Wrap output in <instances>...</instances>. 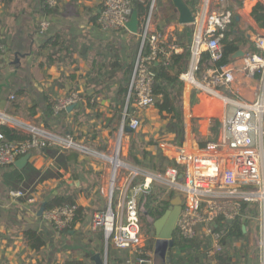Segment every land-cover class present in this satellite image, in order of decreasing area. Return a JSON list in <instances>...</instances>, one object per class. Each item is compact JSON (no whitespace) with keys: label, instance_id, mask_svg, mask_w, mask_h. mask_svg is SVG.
Wrapping results in <instances>:
<instances>
[{"label":"built area","instance_id":"built-area-1","mask_svg":"<svg viewBox=\"0 0 264 264\" xmlns=\"http://www.w3.org/2000/svg\"><path fill=\"white\" fill-rule=\"evenodd\" d=\"M193 13V33L188 46V65L179 76L185 87L213 95L224 89L233 96L238 90L233 86L241 74L257 84V96L253 101L233 106L220 120L217 139L207 142L203 149L191 154L180 152L174 165L163 172H147L127 161L124 148L118 142L111 154H101L110 163V180L106 196L108 205L102 212L93 215L90 228L103 232L106 248L133 252V264H154L148 251H143L144 237L141 233L138 209L139 197L147 194L153 182H163L180 193L182 209L176 228L187 239L196 235L207 237L211 246L207 252L214 257L221 250L222 230H215V221L243 217L250 205L256 204L261 234L262 264H264V31L257 30L250 38L254 51L243 50L240 64L234 60L220 67L215 64L223 57L224 29L230 24L236 0H198ZM241 8H252L264 0H239ZM50 6L58 0H46ZM132 0H103L98 23L103 31H126L132 13ZM155 0H149V8L139 25V48L129 81L120 132L124 127L132 131L140 129L142 121L136 114L156 105L152 91L154 72L152 64L158 61L159 53L168 58L181 48L168 41L166 32L155 27L152 11ZM48 21L39 23L40 34L48 28ZM147 47L145 51L143 48ZM144 50V51H143ZM207 52L211 68L200 74V60ZM13 97V96H11ZM81 101L79 93L72 91L57 98L55 112H64ZM129 108V109H128ZM13 128L24 129L28 138L21 142L8 141L0 132V166L6 167L33 149H44L58 144L63 149L75 146L70 138H60L43 129L7 119ZM82 151L86 149L80 148ZM181 166V170L177 167ZM182 177L179 179L178 175ZM32 188V187H31ZM23 187L9 191L13 199L25 198L34 202L35 196ZM75 205H60L42 212L41 217L54 231L60 232L70 226L75 217ZM136 255V256H135Z\"/></svg>","mask_w":264,"mask_h":264},{"label":"crops","instance_id":"crops-1","mask_svg":"<svg viewBox=\"0 0 264 264\" xmlns=\"http://www.w3.org/2000/svg\"><path fill=\"white\" fill-rule=\"evenodd\" d=\"M102 1L60 0L55 12L50 16L42 14L39 0H12L9 4L0 2V126L5 125L13 128L6 120H18L60 138H70L75 144L72 149L79 153L77 160L79 165L75 169L78 179L70 177V171L55 168L54 158L58 153L67 150L58 144H51L44 149H33L27 163L22 168H18L14 164L6 167L0 166V264H56L66 258L83 259L91 264L84 254L93 251V247L98 244L97 242L90 243L86 237L82 238L79 247L83 252L81 255L75 253L68 257L66 253L63 255L60 253L61 248L72 247L71 239H73L76 230L84 225L77 223L74 230H71L68 235L54 231L52 226L37 214L44 201L41 198V192L44 188L51 190L55 187L53 194L55 195L66 187V192L74 193L77 204L86 208V211L91 214V219L95 213L104 211L107 206L100 202L101 197L96 189L100 181L98 179L91 181L88 175L90 172L87 167L93 165L92 162L87 163L88 155L100 146L97 139L103 135V130L108 126L115 129L120 128L121 120L109 122L113 114L109 99L98 100L97 109L103 113L101 117H97L93 113L95 110L88 108L85 104L84 75L89 69L91 55L86 56L85 60L75 52L72 54L73 61L70 63L48 65V63L41 64V62L42 57L49 50H38V48L46 37L56 32L74 37L88 32L95 39L109 40L120 44V38L124 36L128 38L132 33L103 31L95 28L90 22L91 17L99 11ZM236 3L233 10L237 14L238 28L246 36L241 44L245 43L246 47H250L252 46L250 42L252 33L257 30L264 31V29L258 27L250 16L252 8H241L239 0H236ZM42 20H47L49 23L45 34H40L37 30L39 21ZM183 26L177 23L174 26H167V29L174 27V30L180 31ZM249 28L250 30H248ZM240 60L239 57L234 59V62H240ZM251 83L253 85L250 87ZM182 86L178 102L174 101V111L172 109L164 110L163 114L165 115L157 116L159 118L156 117L155 125L149 120L148 124H153L152 127L142 131L151 137L143 133L138 135L140 136L139 140L144 138L151 141V143H147L148 147L145 150H152V152L155 149L159 150V156L166 159H170L167 151L172 152L174 141H180L179 145L185 147L186 141L189 140V145L194 148L192 153L203 149L207 142L215 141L219 135L220 120L223 115L233 106L253 101L257 96L256 82L241 74L237 75L236 81L233 83V86L238 90L237 96L231 95L224 89H219L215 94L209 95ZM72 91L81 96V101L78 103L81 113L76 119L74 107L64 112H48L46 97L51 101H56L58 97ZM210 100L213 103L210 104ZM13 101L19 104V107H12ZM219 102H222V108H220ZM153 107L136 112L141 121L143 114L149 115L151 113L149 110ZM221 111L222 115H219ZM104 120L108 121L107 125L104 124ZM170 121H173L177 126L174 128L176 131L168 130ZM17 130L27 134L24 129L17 128ZM188 131H193V135H200V138H193V136L190 138ZM124 134L129 137L128 134ZM94 146H96L95 149ZM81 147L86 150L82 151ZM96 154L100 155L101 153ZM171 160L174 161V158ZM82 163L86 165L81 167ZM15 168L19 170L25 168L21 172L24 177L22 181H17L12 175ZM108 171L107 176L110 173V166ZM22 186L35 187L32 193L35 196L34 202L30 203L25 198L13 199L9 195L12 188ZM94 189L96 191H93ZM256 211L251 215L247 211L242 217L243 220L249 219L247 229L250 234L253 230L251 224L254 223L252 219L256 218L258 214ZM89 226L86 228L89 229ZM27 229L42 233L46 245L41 249V252L34 251L28 246L23 235ZM94 254L90 257L92 261H95ZM51 257L53 261H50Z\"/></svg>","mask_w":264,"mask_h":264},{"label":"trees","instance_id":"trees-1","mask_svg":"<svg viewBox=\"0 0 264 264\" xmlns=\"http://www.w3.org/2000/svg\"><path fill=\"white\" fill-rule=\"evenodd\" d=\"M12 0H0L4 4H9ZM60 0H58L59 3ZM190 7L193 13L198 8V0H184ZM57 5L50 6L46 0H39V8L42 14L50 16L55 12ZM132 10H136L139 19V25L143 22L149 8V0H132ZM173 4L171 0H155L152 17L155 22V27L164 32L167 26L177 24L176 13H173ZM101 9V7H100ZM99 9V11H100ZM159 9L163 12L160 13ZM95 14L91 17L90 22L95 28H100L98 23V15ZM250 16L255 21L256 25L264 29V4L256 3L250 12ZM40 23V21H39ZM39 30V26L37 28ZM108 32L124 33L128 32L124 29L121 30H107ZM46 31L42 34H45ZM193 33L192 25H184L180 31L174 30V43L181 48L180 52H172L168 58H165L162 53H159L158 61H155L151 69L154 72V78L152 83V91L156 99V105H169L172 104V111H174V101L178 100L182 91V81L179 76L184 72L188 65L189 50L188 46L191 41ZM224 37L222 39L223 44V57L219 60L215 66L220 67L222 65L232 62L231 55L236 52L239 48H246L245 50L254 51V47H246L243 40L246 39L245 33L238 28L237 14L234 13L230 24L223 31ZM168 38V41H171ZM139 37L136 34H130L127 38L126 45L121 46L117 42L109 40L95 39L91 33H83L76 37L65 35L60 32L46 37L45 41L39 46L38 50L48 49V53L42 58L41 64H61L65 65L73 61L72 54L77 52L79 57H83L85 60L86 56L91 55L90 66L86 71L84 78L86 83V94L84 95L85 104L88 108L95 110L93 113L97 117L102 116V112L97 109L99 99H109L112 105L113 114L109 119V122L114 120L120 121L123 117L124 104L128 93V86L136 54L139 48ZM56 48V49H55ZM145 51L147 47L143 48ZM143 50V51H144ZM212 65L209 62V56L207 52L202 54L200 60V74H202ZM14 102V101H13ZM48 112L54 111L56 101H51L46 97ZM169 103V104H168ZM12 107L17 108L19 104L16 102L11 104ZM78 104L74 106L75 119L80 115L81 110ZM129 109V108H128ZM91 116V115H90ZM0 132L3 133L4 137L8 141L21 142L28 138L27 134L22 133L17 128H11L5 125L0 126ZM124 133L129 135V154L128 157L134 163V165L141 166L142 159L145 160L147 153L141 146H139V138L135 136L134 131H125ZM138 140V141H137ZM78 151L72 148L67 149L64 152L58 153L54 158V166L57 170L64 169L70 171L73 179H78L76 175V166L78 163ZM139 155L141 157H139ZM170 165H174V161L171 159H164ZM86 164L82 163L81 167ZM27 167V166H26ZM25 167V168H26ZM156 167V166H155ZM179 170L181 166L177 165ZM24 169L19 170L15 168L12 171V175L17 181L23 180ZM166 169L165 166L158 168L159 171L163 172ZM70 189V187H67ZM158 189L156 193L155 188L151 187L147 194H143L138 200L139 216H145L151 219L147 227V233L154 235V228L152 222L160 217L164 211L170 205V200L174 196V191L170 190L167 192L166 197L162 198L165 191ZM44 206V210L51 209L60 205H75V217L71 222L70 226L60 231V234H69L71 230H74V226L77 223L86 225L91 220V214L86 211V208L80 206L76 202V197L73 192H66V187L62 188L60 192L51 196L48 199H44L41 206ZM253 209L257 210V205L252 204ZM251 208V207H250ZM250 208L247 211H250ZM247 211H244L247 212ZM255 214V211H254ZM87 220V221H86ZM215 230H222L223 234L220 239L221 250L215 254L214 257H209L207 252L210 249L211 243L207 237L196 235L193 238L187 239L182 237L177 228L173 232L172 239L169 241L168 248L170 249L171 255L169 257L170 264H243L242 261L236 262L233 257H237L236 254L232 253L231 249L237 251L236 244H241V257H245V249L248 247V241L250 233L247 229L249 225V219H242L241 217L234 218L230 222L217 218L215 221ZM243 226L245 230L243 231ZM24 239L28 246L37 252H41V249L46 245L43 239V235L39 231L27 229L23 233ZM86 238L90 243L97 242V246L93 247V251L85 253L84 256L91 264H96L95 261L90 260L92 254L97 252L101 254L103 251V232L99 230H93L87 233ZM151 249V246H147ZM166 247L163 248L161 254L155 255L154 257L161 258L158 261H153L154 264H160L164 262ZM127 251L115 249L108 246L106 252V264H127L126 258ZM46 255V254H45ZM50 261H53L52 257ZM56 264H88L85 260L66 258L61 263Z\"/></svg>","mask_w":264,"mask_h":264},{"label":"rangeland","instance_id":"rangeland-1","mask_svg":"<svg viewBox=\"0 0 264 264\" xmlns=\"http://www.w3.org/2000/svg\"><path fill=\"white\" fill-rule=\"evenodd\" d=\"M237 3L235 1V5L236 6ZM236 10V9H235ZM160 13H162L163 11L161 9H159ZM173 13H174V8H173ZM174 26V24H172ZM167 27L165 28V32L167 34V38H171L172 40L174 39V27L171 28V29H167ZM250 30V28L248 29ZM120 45L123 46V45H126V42H127V37L124 36L123 38H120ZM237 64H240V62H236ZM183 85V84H182ZM253 85V83H251L250 87ZM183 88V86H182ZM182 92V91H181ZM175 102H178V100H176ZM174 102V103H175ZM213 103V101L210 100V104ZM180 104V103H179ZM220 104V108H222V102H219ZM168 110L170 111L172 109V107L170 105L166 106V105H155L152 109L149 110V115L148 114H143V117H142V125H141V128L138 132H135L133 134H135L136 137H138L140 139V135L141 133H143L142 131L144 129H147L149 127H152L151 125H155V121H157L156 119L159 118L161 115H165L163 114L164 113V110ZM167 113V112H166ZM142 115V114H140ZM219 115H222V111ZM159 116V117H157ZM157 117V118H156ZM149 120L153 123V124H148L149 123ZM171 120V119H170ZM108 121L107 120H104V124L107 125ZM177 126L174 124L173 121H170L169 124H168V130H171V131H176V128ZM190 132L189 133V137L192 138H200V135L198 136L197 135H193V131H188ZM143 134H146V133H143ZM142 134V135H143ZM147 136L151 137L150 135L146 134ZM148 139V138H147ZM188 139V138H187ZM98 140V144L100 146V148H96V150H92L94 152L90 153L88 155V162L87 163H90L92 162L93 165L91 166H86L87 167V170H89L90 173H88L89 175V178L91 179V181H94L95 179H98L100 181L99 185H98V188L97 191L100 195V202L106 204H108V199L106 198V189H108V185H109V180H110V173L109 175L107 176L108 174V168L110 166V163L104 158V157H101L100 155L101 154H106V155H110L112 152H111V149L114 147L117 146L118 142L120 143V145H122V147L124 148L123 152L126 153V158H127V161L130 162L131 160L129 159L128 157V154H129V146H130V143H129V137L127 135L124 134V130L123 132L121 133L120 132V128H114V127H111V126H108L107 129H104L103 130V135H100L99 136V139ZM138 141V140H137ZM186 141V140H185ZM201 141V140H200ZM199 141V142H200ZM199 142H198V145H199ZM139 143V146H141V150L143 149L144 151H146L147 153V156H146V159L143 160L142 159V164L141 168L145 169L146 171L148 172H161L158 170L159 167L161 166H165L166 168L168 167H171L172 165L168 164L166 162V158H162L161 156H159V150L157 151L156 149L154 150V152H152V150L148 151V150H145L146 147H148V144L147 143H151V141L149 140H146L144 138H142L141 140H139L137 142V144ZM184 143V142H183ZM180 141H174V148L172 149V152L170 151H167L169 154V158L172 159L174 158V161H175V156L180 153V152H186L188 155L192 153V148L191 145H189V140L186 141V146L185 147H182ZM96 146H94V149H95ZM101 153L100 155H97L96 153ZM139 157H141L139 155ZM132 162V161H131ZM156 166V167H155ZM107 178H108V181H107ZM107 182V183H106ZM107 188H106V187ZM153 186V189L155 188L156 190V193H158V189H159V192L160 190H164L165 193L164 195H162V198L166 197V194L168 191H170L168 185H166L165 183L163 182H153V184L151 185V187ZM23 189L25 190H28V191H31L32 188L31 187H24L22 186ZM45 191V192H43ZM93 191H96L95 189ZM161 191V192H162ZM55 192V187L51 188V190L48 188H44V190L42 189V195H41V198L42 199H48L50 198L51 196H53ZM256 210V209H255ZM253 209V207L251 206L250 208V211L248 212L249 215H251L252 213H254L255 211ZM258 211H256L257 213ZM258 215V214H257ZM256 215V218H253L251 226L253 228L252 230V233L250 234L249 236V241H248V247L245 249V257H241V244L240 242H237L236 244V247H237V251H235V249H231L232 253L236 254L237 257H233V260L236 261V262H239V261H242L243 264H262V247H261V244H260V241H261V234H260V230H259V221L257 220L258 216ZM151 219L149 218H146L145 216H142L140 215V224H141V233L143 234V237H144V241H143V246H142V249L143 251H148L150 253V256L152 257V260L153 261H161V258H157L154 257V252H155V255H158V254H161L163 248H164V245H162L161 243H159L156 238H155V235H151L150 233L148 234L147 233V227L149 225V223H151ZM90 222H87V225L85 226H80V228H78L76 230V233L73 237L72 242H71V245L72 247L70 248H61L60 249V253L63 255L64 253L67 254V256H73V254L75 253H79L80 255L83 253L82 251H80L79 247L81 245V240L83 237H86L87 233L90 232V231H93L91 230L90 226H89V229L88 228V225H90ZM87 227V228H86ZM103 251L101 254H99L100 258H101V261L103 262V264H106V252H107V248H106V245H105V239L103 237ZM110 246V245H108ZM147 246H151L152 248L151 249H148ZM111 247V246H110ZM56 253V251L54 252V254ZM171 255V252L169 254V257ZM136 256V255H135ZM126 258L128 260L127 264H133L134 262V255H133V252H128L127 255H126ZM164 263V262H163ZM163 263H160V264H163Z\"/></svg>","mask_w":264,"mask_h":264},{"label":"water","instance_id":"water-1","mask_svg":"<svg viewBox=\"0 0 264 264\" xmlns=\"http://www.w3.org/2000/svg\"><path fill=\"white\" fill-rule=\"evenodd\" d=\"M171 2L174 6V12L176 13L177 23L181 25H191L194 21V16L192 10L187 5V3L184 0H171ZM126 28L128 32L132 34L138 33L139 19L136 10H132L130 18L126 24ZM243 55H244V51L242 49H238L236 52H234L231 55V59L234 60ZM73 107L74 105H71L70 107H68V110H71ZM123 130L130 131L128 127H124ZM30 155L31 153L27 152L26 154L17 158L14 161V165L17 166L18 168H22V166H24L27 163ZM178 177L179 179H181L182 175L179 174ZM181 209H182L181 195L180 193L175 192L174 196L170 200V205L168 206V208L164 211V213L160 217L156 218L152 222L156 240L167 248L165 252V259L163 264H170L169 262L170 249L168 248V244L169 241L172 239L174 230L176 229V223L180 215ZM43 211H44V206L42 205L40 206L37 214L41 216ZM228 221L230 222L231 220ZM244 230L245 227L243 226V231ZM93 259L95 260L96 264H103L99 254H94Z\"/></svg>","mask_w":264,"mask_h":264}]
</instances>
